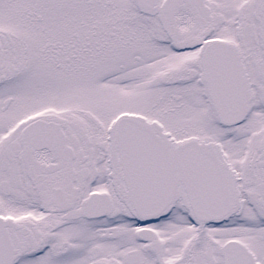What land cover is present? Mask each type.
I'll list each match as a JSON object with an SVG mask.
<instances>
[{
  "label": "snow or ice",
  "instance_id": "6c2138e0",
  "mask_svg": "<svg viewBox=\"0 0 264 264\" xmlns=\"http://www.w3.org/2000/svg\"><path fill=\"white\" fill-rule=\"evenodd\" d=\"M0 264H264V0H0Z\"/></svg>",
  "mask_w": 264,
  "mask_h": 264
}]
</instances>
